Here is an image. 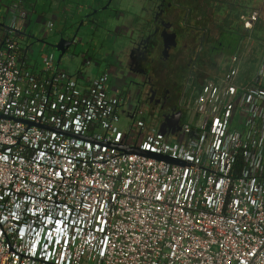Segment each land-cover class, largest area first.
Here are the masks:
<instances>
[{"label":"built area","instance_id":"1","mask_svg":"<svg viewBox=\"0 0 264 264\" xmlns=\"http://www.w3.org/2000/svg\"><path fill=\"white\" fill-rule=\"evenodd\" d=\"M34 6L0 0V264H264V58L243 75L261 10L223 73L200 80L194 58L175 126L112 90L82 39L64 69Z\"/></svg>","mask_w":264,"mask_h":264},{"label":"rangeland","instance_id":"2","mask_svg":"<svg viewBox=\"0 0 264 264\" xmlns=\"http://www.w3.org/2000/svg\"><path fill=\"white\" fill-rule=\"evenodd\" d=\"M150 1L153 9L145 13L144 22L146 25L140 30L139 34L131 29L128 20L141 15L144 12L143 7L148 2H143V0H122V2L114 0L110 10L119 11L123 14L112 16L108 10L103 12L104 15L95 16L96 20L87 22L81 27L77 36V40L82 39L81 47L86 49L87 43H91L94 39L95 43L103 46V50L108 56L113 54L116 59L122 60L121 56L129 47L130 42L136 41L140 36H146L154 28L152 15L158 0ZM38 7L40 8V6ZM258 8L261 10V16L254 30V46L252 52L245 56L243 64V75L251 76L264 58V0H174V6L168 9L163 17L166 21L172 23L171 31L178 35L180 41L183 40L180 32L184 27L187 29L184 32L191 34L190 36L194 41V56H198L200 62V80H203L207 76L219 74L221 69L229 62L230 56L240 49L245 35L242 16ZM98 27H101L100 31L96 32ZM125 27L127 30H125ZM118 29L122 31L117 32ZM72 33L74 34V32ZM66 36L71 38L68 35ZM59 40L50 38L45 41L51 45L48 46L57 55L55 45ZM92 44L95 46L94 43ZM38 46L39 44L36 45V47ZM71 50H75V47L72 46ZM44 51L37 49L35 59L38 64L42 63ZM153 51L156 59L152 65L150 83L159 89L168 90L170 95L168 105H174L188 72V69H185V59L181 56L177 57V50L174 51L173 58L170 60L163 59V45L161 43H158ZM80 61L81 56L70 60L68 53H66L62 58L61 66L75 72ZM110 72L117 82L120 79L123 81L124 78H127L125 83L121 82L120 89L124 90L125 93L132 92L133 98H135L139 86L145 84V79L141 75L127 76L128 72L125 66H117L113 70L110 69ZM144 93L145 91L142 97L145 98ZM146 102L143 101V109L154 111V113L161 116L160 104L150 103L148 100Z\"/></svg>","mask_w":264,"mask_h":264},{"label":"crops","instance_id":"3","mask_svg":"<svg viewBox=\"0 0 264 264\" xmlns=\"http://www.w3.org/2000/svg\"><path fill=\"white\" fill-rule=\"evenodd\" d=\"M30 1L35 5L34 7L36 10L32 16V21L35 24L34 32H35L36 38L38 39L37 43H41L42 41L45 42L49 40L50 38H56V39H61L63 37L68 38L66 35H68L69 37H72L78 30L81 29L82 26H84L87 22H89L90 19H87V18L90 14H93L90 17L91 19L93 18L95 19V16H98L99 14L104 15L103 12H106L108 10H109V14L112 16H121L123 14L122 12L119 13V11L110 10L114 0H30ZM144 1L148 2V4H146V6L143 7L144 12L141 15H138L128 20V23H129L128 25L131 27V29L134 30V32L136 31L137 34H139L140 30L146 25V23L144 22L145 13L148 10L151 11L153 9L151 5L152 3L150 0H143V2ZM60 2H63V4H60ZM120 2H122V0H120ZM59 5H60V9H58ZM38 6H40L41 9ZM64 6L66 7L70 6L74 10L75 15L72 19L65 18ZM123 16L125 17V15ZM40 18L42 21L47 20V19H52V18H55L56 20V29L48 37H44L43 35L39 33L40 30L42 29V21L40 20ZM100 28L101 27H98L96 32L100 31ZM185 29L186 28L184 27V29H182L180 32L183 38H186V37L191 38L190 33L186 31L184 32ZM125 30H127L126 27H125ZM120 31L122 30H119V29L117 30V32H120ZM72 32H74V34ZM92 43H94L95 46H93ZM45 44H46L45 50L48 52H52L51 48L48 46L50 44L46 42ZM86 49L92 50L94 54L96 55V57L101 61L102 65L99 68V71H103L105 69L113 70L117 66L123 67L128 64V54H129V50L131 49V42L129 44V47L125 51V53L122 54L121 56L122 60L116 59L113 54H111V56L110 55L108 56V54L104 52L103 46L98 43H95L94 39H92L91 43L90 42L87 43ZM227 65L228 63L225 65L224 68L221 69L220 73H223L225 71V69L227 68ZM125 81L127 80H125L124 78L123 81H121L120 79L119 82H117L114 75L112 74L110 87L112 90L124 91L120 89V87H121V82L125 83Z\"/></svg>","mask_w":264,"mask_h":264},{"label":"flooded vegetation","instance_id":"4","mask_svg":"<svg viewBox=\"0 0 264 264\" xmlns=\"http://www.w3.org/2000/svg\"><path fill=\"white\" fill-rule=\"evenodd\" d=\"M173 5H174V0L157 1L156 9L152 15V25L154 28L146 36H140L139 39L132 42L131 49L129 50V54H128V64L125 67H127V72H128L127 76L141 75L145 79V84L140 85L135 94L134 99L138 107L143 104V101L146 102L148 100V102H150V99L154 94V101H159L161 105L162 119L165 120L166 118L167 121H169L171 124L176 126L179 124L180 116L179 114H175L176 103L174 105L173 104L168 105L170 98L169 91L164 89L163 90L159 89L158 87H155L150 83L151 69L156 59L154 56L155 54L153 49L158 43H161L163 45L162 57L165 60H170L171 58H173L174 51L177 50L178 52L177 57L179 58V56H181L182 58L185 59L186 62L185 69H189L191 63L195 58L193 39L186 37V38H182L183 40L180 41L178 39V35L176 38L177 45L175 47L168 49V51L164 53V39L161 36V34L164 31V23H171V22L166 21L163 16L168 9L173 7ZM168 31L172 32L171 29H169ZM125 80H127V78H125ZM144 91H145L144 93L145 98L142 97ZM131 95L133 97L132 92ZM172 114L175 115L170 120V115Z\"/></svg>","mask_w":264,"mask_h":264},{"label":"water","instance_id":"5","mask_svg":"<svg viewBox=\"0 0 264 264\" xmlns=\"http://www.w3.org/2000/svg\"><path fill=\"white\" fill-rule=\"evenodd\" d=\"M92 15L93 14H90L87 19H90V17ZM91 20H95V19L93 18V19H90L89 21H91ZM171 27H172L171 23H164V31L161 34V36L164 39V53H166L168 51V49H170L172 47H175L177 45V41H176L177 34L175 32H169L168 31L169 29H171ZM78 32H79V30L71 38H64V37L61 38L59 40V42L55 45V49L59 52V62L61 61L63 56L67 53V51L72 46L75 45L76 40H77V36H78ZM132 42L133 41H131V44H132ZM150 102L151 103H155V104H160L159 101H154V94L151 97ZM165 120H166V118H165ZM161 129L164 132L165 123L162 124ZM176 130H177V128H175L173 130V132H175ZM120 148L122 150H124V151L131 152V153H145V154H148L150 156H157V155L149 153V152H143V151H141L138 148H125V147H120ZM157 157L165 158V159H167L168 161H171V162H178V160H175V159L170 158V157H164V156H159V155Z\"/></svg>","mask_w":264,"mask_h":264}]
</instances>
